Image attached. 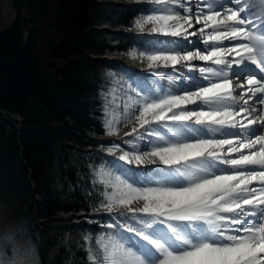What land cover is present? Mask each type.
<instances>
[{
    "label": "snow or ice",
    "instance_id": "obj_1",
    "mask_svg": "<svg viewBox=\"0 0 264 264\" xmlns=\"http://www.w3.org/2000/svg\"><path fill=\"white\" fill-rule=\"evenodd\" d=\"M141 3L147 69L101 89L88 264H264V0Z\"/></svg>",
    "mask_w": 264,
    "mask_h": 264
},
{
    "label": "trees",
    "instance_id": "obj_2",
    "mask_svg": "<svg viewBox=\"0 0 264 264\" xmlns=\"http://www.w3.org/2000/svg\"><path fill=\"white\" fill-rule=\"evenodd\" d=\"M15 1L16 23L0 33L1 261L88 264L82 237L102 224L93 222L86 173L95 153L111 156L101 143L115 139L97 138L108 134L101 85L103 69L119 62L94 56L129 53L134 36L124 31L144 5ZM104 20L126 30L99 28Z\"/></svg>",
    "mask_w": 264,
    "mask_h": 264
},
{
    "label": "rangeland",
    "instance_id": "obj_3",
    "mask_svg": "<svg viewBox=\"0 0 264 264\" xmlns=\"http://www.w3.org/2000/svg\"><path fill=\"white\" fill-rule=\"evenodd\" d=\"M114 1V0H113ZM117 1H125V3L126 2H128V0H117ZM140 0H137V2H139ZM0 10H1V12H0V14H1V16H0V28L1 27H4V26H6L11 20H12V18H13V15H14V11H13V8H12V6H11V4H10V1L9 0H0ZM100 27H111V25H109L107 22H106V20H104V21H102V23L99 25ZM111 28H116V27H111ZM117 28H120V30H122V31H124V30H126L124 27H117ZM116 28V31H119V29H117ZM107 29H109V28H107ZM113 31V30H112ZM128 30H126V32H127ZM131 31V30H130ZM133 31V30H132ZM136 31H138V30H136ZM121 54H123V53H121ZM120 54V55H121ZM110 54H105V55H102V54H99V55H96V56H94V57H97V56H101V57H106V56H109ZM115 55H117V54H115ZM124 55V54H123ZM125 55H128V54H125ZM128 56H131L130 54L128 55ZM145 70V69H144ZM112 72H115V70H112ZM103 77H104V88H107V86H108V84L110 83V80H111V76H110V70H105V69H103ZM112 137H114V138H112ZM97 138L98 139H106V140H111V139H115V140H118V139H116V138H118V137H116L115 135H109V134H107V135H104V136H100V135H97ZM100 212L101 213H103V210L101 209L100 210ZM16 231H18V232H21L22 231V229L19 227V228H17V230ZM3 233L1 232L0 233V242L2 243V240H3V242L4 241H6L5 239V237H3ZM11 240V239H10ZM15 240V239H14ZM19 242H22L21 240H19ZM0 243V254H2L3 253V251H4V249H3V247H2V244ZM16 243H18V240L16 241ZM24 259V258H23ZM0 261H1V257H0Z\"/></svg>",
    "mask_w": 264,
    "mask_h": 264
},
{
    "label": "bare ground",
    "instance_id": "obj_4",
    "mask_svg": "<svg viewBox=\"0 0 264 264\" xmlns=\"http://www.w3.org/2000/svg\"><path fill=\"white\" fill-rule=\"evenodd\" d=\"M109 56L112 57L113 54H110ZM115 56H118V57L122 58L123 60L129 62L130 64H132L133 66H135L137 68H140L139 66L147 67L146 63H141V61L139 59L133 58L132 56H127V55H123V54H121V55L118 54V55H115ZM107 57L108 56H106V58ZM129 131H130V125H122L121 129H120V136H123L124 133L129 132Z\"/></svg>",
    "mask_w": 264,
    "mask_h": 264
},
{
    "label": "water",
    "instance_id": "obj_5",
    "mask_svg": "<svg viewBox=\"0 0 264 264\" xmlns=\"http://www.w3.org/2000/svg\"><path fill=\"white\" fill-rule=\"evenodd\" d=\"M10 1H11V3H12L13 7H14V19L12 20V22H11L7 27H5L6 29L9 28V27H11V26L15 23L16 17H17V15H18V8H17V5H16V3H15V0H10ZM114 2H115V1H114ZM116 2H120V1H116ZM5 28H4V29H5ZM2 30H3V29H2ZM2 30H1V31H2ZM28 38H29V32H28V31H25V33H24V40L27 41ZM97 58L104 59V58H106V57L97 56Z\"/></svg>",
    "mask_w": 264,
    "mask_h": 264
}]
</instances>
